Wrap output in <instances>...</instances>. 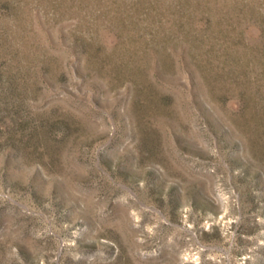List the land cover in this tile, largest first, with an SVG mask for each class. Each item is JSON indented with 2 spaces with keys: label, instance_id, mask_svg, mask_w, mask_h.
Instances as JSON below:
<instances>
[{
  "label": "rangeland",
  "instance_id": "374dc122",
  "mask_svg": "<svg viewBox=\"0 0 264 264\" xmlns=\"http://www.w3.org/2000/svg\"><path fill=\"white\" fill-rule=\"evenodd\" d=\"M0 264H264V0H0Z\"/></svg>",
  "mask_w": 264,
  "mask_h": 264
}]
</instances>
